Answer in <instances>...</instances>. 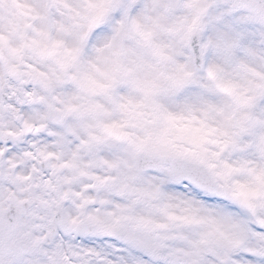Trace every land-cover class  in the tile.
<instances>
[{
	"label": "snow or ice",
	"instance_id": "obj_1",
	"mask_svg": "<svg viewBox=\"0 0 264 264\" xmlns=\"http://www.w3.org/2000/svg\"><path fill=\"white\" fill-rule=\"evenodd\" d=\"M0 264H264V0H0Z\"/></svg>",
	"mask_w": 264,
	"mask_h": 264
}]
</instances>
